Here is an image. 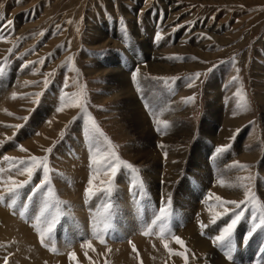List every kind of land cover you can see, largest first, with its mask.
<instances>
[{
  "label": "rangeland",
  "instance_id": "obj_1",
  "mask_svg": "<svg viewBox=\"0 0 264 264\" xmlns=\"http://www.w3.org/2000/svg\"><path fill=\"white\" fill-rule=\"evenodd\" d=\"M0 36L6 38L0 40V65L6 61L0 75L2 175L25 180L8 171L3 157L44 156L55 142L48 154L50 177L62 201L61 218L45 238L48 247L33 226L45 200L43 190L33 194L41 171L21 190L14 208L7 206L8 197L0 203V264L5 258L8 264H185L164 247L158 229L143 234L169 197L167 227L185 242L188 264H264V232L247 238L251 212L259 215V206L249 204L238 222L232 260L213 243L231 214L212 224L208 211L217 195L243 200L244 189L229 185L247 176L252 180L244 182L264 205V0H0ZM50 73L45 89L41 82ZM195 73L201 75L193 80ZM65 92L82 94L119 156L143 179L144 192L137 195L132 175L124 168L117 173L104 244L95 233L108 198L89 199L85 190L91 155L106 144L90 136L81 109L56 111ZM32 93H42L38 103ZM191 96L195 102L184 103ZM154 120L167 121L168 127ZM200 148L206 152L204 170L195 160ZM201 222L208 227L201 230ZM89 240L94 250L86 246ZM167 242L173 253L185 251L171 237ZM72 252L76 260L70 259Z\"/></svg>",
  "mask_w": 264,
  "mask_h": 264
},
{
  "label": "snow or ice",
  "instance_id": "obj_2",
  "mask_svg": "<svg viewBox=\"0 0 264 264\" xmlns=\"http://www.w3.org/2000/svg\"><path fill=\"white\" fill-rule=\"evenodd\" d=\"M9 24L11 22L9 21ZM6 38L3 36H0V40H5ZM157 39H159V35L157 36ZM12 52V49H9V53ZM177 59H180V57H177ZM72 61V58H69V62ZM34 63V62H29ZM41 64L44 63V60L40 61ZM6 66V61L4 65H0V75L4 74ZM24 67H28V64H25ZM78 71V70H77ZM52 75V73L48 74L45 79L41 82L43 84V87L46 89L49 85V77ZM139 75V68L136 69L135 73L133 74V80L135 81L137 76ZM201 74L195 73L193 80L196 78H199ZM163 79L165 82H167L169 79L174 81L176 77L172 78H160ZM238 79V77H233V80ZM34 83V82H33ZM67 86V83H66ZM189 87H192V83H189ZM42 93H32L31 96L35 97L33 100L34 103L39 102V96ZM237 96H240L241 94L237 92ZM13 99L18 98L16 94H13ZM19 98H26L25 96H21ZM246 100V97H244ZM195 102V96L187 97L184 99V103L191 104ZM240 107H246L245 104L239 105ZM66 108H79L81 109L82 113L87 117V123H88V131L90 136L94 138H102V143L106 144V148L104 150H101L99 147L93 151L90 159V169H91V175L88 180V186L85 190V195L89 199L99 195L103 194L105 197L108 198L107 202L103 205L102 211L98 214L99 216V225L97 226L100 230H98L95 233L96 238L99 240L101 244L106 243L105 235L110 227V220H111V210L113 208V204L111 202V194L115 188L114 179L117 175V173L121 170V168L126 169L131 175H132V181H131V188L132 189H139V192L136 193L139 195L140 193L144 192V184L143 179L139 175V169L136 168L134 165H132L130 162L124 161L118 154L116 147L113 142L102 132V130L99 128V125L97 124L94 117L91 116V114L87 110L86 102L83 99V96L81 93H68L65 92L60 97V103L57 107V112H64ZM9 115H12V113H8ZM19 119L27 120V117H18ZM155 123L163 124L165 128L168 127L167 121H160V120H154ZM48 123H51L49 121ZM8 127H14V128H20L21 125H8ZM156 131H161L160 127L156 128ZM239 130H237L238 134ZM65 132L62 130L60 132V137L62 138L64 136ZM235 137L233 136L232 139ZM10 139V138H9ZM98 142H101L98 140ZM19 151L27 153L29 150L24 148L23 145H17ZM55 147V142L53 143L52 147H48L44 149L46 155L44 156H36V155H30L27 158H18V157H9L4 156V161H7L9 163L8 171L11 172L13 170L16 171L17 175L26 176L25 180H17L12 175H8L6 178L3 177V173L5 169L0 168V190H2V194H0V203H5L6 197L10 198L7 206L8 207H15L17 203V198L20 195V192L22 189H24L31 181L34 176V174L37 171L42 172V178L38 185H35L33 187V194L36 192H39L41 190L44 191L45 200L43 203V207L39 210V214L35 216L36 223L33 225L37 232L39 233L40 237V243L44 245L45 247H48V245L45 243V238L49 237L57 223L59 222L61 218V208L60 205L62 204V201H60L51 185V177H50V168H49V156L48 154H51L53 151V148ZM159 147L164 148V145H159ZM231 145H224L217 148L218 153H223L227 151ZM165 157H167V152H164ZM235 167L240 169H248L250 168L249 165L241 164L240 162H235ZM108 177L107 180L99 179L100 175ZM252 177H241L240 181L236 185H229L233 187H240L244 189V199L241 201L236 200H227L220 196H215V201L217 202L214 205H208V211L211 215V223L215 224L218 220L223 218L224 216L230 215V220L226 225L220 230L219 235L215 236L213 239V243L217 244L218 246L226 249V255L229 260H232V252L234 248V231L238 224V222L241 220L242 217L245 216V212L249 211L248 205L251 204L253 208L259 206L261 208L260 214L257 215L255 211L251 212V221L252 226L247 232V238L250 239L254 234L258 232H264V205H258L257 199L255 197L254 192L251 190V187L248 183H245L244 181H251ZM97 181L99 183L97 184ZM221 185H224V181H220ZM31 198V197H29ZM170 205L171 200L170 197L168 201L161 203V207L158 209L157 214L152 219L151 223L148 225L146 230L144 231V235L148 236L153 234L154 229H158L157 234L160 236L162 240H164V247L168 249L170 253L177 256H182L184 259L185 264H188V255L187 248L185 245V242L179 237L172 234L171 229L167 227L168 219L171 216L170 212ZM231 205L232 207L229 208L228 206ZM214 209H222V211H215ZM21 215H24L22 212ZM41 223H43V227H41ZM102 225V228L100 227ZM208 227V225L204 224L203 222L200 223L201 230ZM171 237L175 240V242L182 247L185 248L184 252H172V249L169 248L167 238ZM86 246L90 249H93V245L91 241L86 242ZM133 252H137L136 246L133 244L132 246ZM94 250V249H93ZM52 252H57V249L55 247L51 248ZM70 259L76 260V253L72 252L70 253ZM89 260L91 258L89 257ZM5 264H8L7 258H5Z\"/></svg>",
  "mask_w": 264,
  "mask_h": 264
},
{
  "label": "bare ground",
  "instance_id": "obj_3",
  "mask_svg": "<svg viewBox=\"0 0 264 264\" xmlns=\"http://www.w3.org/2000/svg\"><path fill=\"white\" fill-rule=\"evenodd\" d=\"M118 70H119V69H118ZM118 70H117V71H118ZM118 74H119V73H118ZM118 76H119V75H118ZM124 77H125V76H124ZM123 80H124V79H123ZM123 80H122V81H123ZM125 92H126V91H125ZM171 119H172V118H171ZM188 135H189V134H188ZM208 137H209V136H208ZM152 141H153V140H152ZM204 151H205V148H200V152L197 153V156H196V158H195V160H196V159L198 160V161H196V162H198V163L201 162V168H202V170L205 169V165H204V162H203V161H204L203 158H205V153H206V152L204 153ZM160 195H161V194H160ZM206 209H207V208H206ZM204 214H207V212L204 213ZM207 215H208V214H207ZM209 217H211L210 214H209ZM209 217H208V218H209ZM209 220H211V219H209ZM4 221H5V220H4ZM6 221H7L8 225H9L8 228H10L11 230H13V229H14V228H13L14 225L12 224V221H10L9 218H6ZM16 223H17V222H16ZM191 226H192V225H191ZM186 228H187V227H186ZM190 229H191V228H190ZM190 229H189V230H190ZM195 229H196V228H195ZM19 230H20V229H19ZM193 230H194V228H193ZM187 231H188V229H187ZM13 232H14V231H13ZM26 232H27V231H25V233H26ZM191 232H193V231H190V233H191ZM20 233L23 234L22 231H21ZM20 233H18V234L20 235ZM185 233H186V232H185ZM27 234H28V233H27ZM29 234H30V233H29ZM19 235H17V236H19ZM24 236H25V235H24ZM24 236H23V237H24ZM194 236H195V235H194ZM21 237H22V236H21ZM23 237H22V238H23ZM27 237H32V236H27ZM33 238H34V237H33ZM190 238H191V239H190ZM26 239H28V240L30 241V243H29V242H28V243L31 245V241H32V240L29 239V238H26ZM189 239H190V242H191V244H192V243L194 242V239H192V236L189 237ZM203 241H204V240H203ZM26 243H27V242H26ZM28 243H27V244H28ZM194 243H195V242H194ZM34 245H35V244H34ZM31 246H33V245H31ZM194 246H195V244H194ZM34 249L37 250L38 248H34ZM204 249H205V248H204ZM209 249H210V248H209ZM35 253H36V252H35ZM36 254H39V253H36ZM32 255H35V254H32ZM39 255H40V254H39ZM126 257H127V256H126Z\"/></svg>",
  "mask_w": 264,
  "mask_h": 264
}]
</instances>
